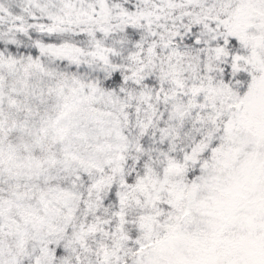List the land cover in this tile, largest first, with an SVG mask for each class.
<instances>
[{"label": "snow or ice", "instance_id": "snow-or-ice-1", "mask_svg": "<svg viewBox=\"0 0 264 264\" xmlns=\"http://www.w3.org/2000/svg\"><path fill=\"white\" fill-rule=\"evenodd\" d=\"M0 264H264V0H0Z\"/></svg>", "mask_w": 264, "mask_h": 264}]
</instances>
